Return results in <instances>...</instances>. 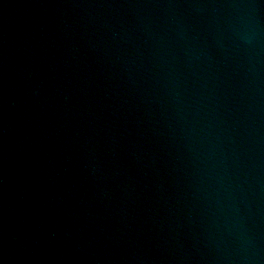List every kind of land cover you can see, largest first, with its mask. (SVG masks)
<instances>
[{
	"label": "water",
	"instance_id": "water-1",
	"mask_svg": "<svg viewBox=\"0 0 264 264\" xmlns=\"http://www.w3.org/2000/svg\"><path fill=\"white\" fill-rule=\"evenodd\" d=\"M0 264H264V0H0Z\"/></svg>",
	"mask_w": 264,
	"mask_h": 264
}]
</instances>
